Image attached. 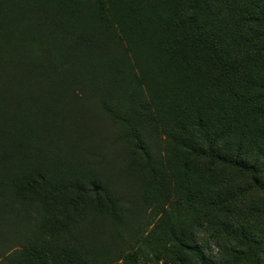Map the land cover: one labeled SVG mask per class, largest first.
Listing matches in <instances>:
<instances>
[{
	"label": "trees",
	"instance_id": "obj_1",
	"mask_svg": "<svg viewBox=\"0 0 264 264\" xmlns=\"http://www.w3.org/2000/svg\"><path fill=\"white\" fill-rule=\"evenodd\" d=\"M78 1L0 0V209L5 198L56 207L62 197L76 214H69L67 203L49 209L45 225L54 234L71 231L56 218L62 214L73 225L88 193L109 199L112 218L117 203L128 213L124 197L116 195L121 186L114 169L129 158L153 161L143 124L156 116L143 83L157 84L170 67L199 65L200 54L211 82L200 98L172 102L171 115H179L184 129L173 136L187 155L248 172L264 191L257 177L264 171V0H165V28L136 41L130 33L151 14L134 0L126 6ZM156 91L152 98H162L163 90ZM125 143L134 147L128 144L126 155ZM251 148L256 156H249ZM98 162L106 165L102 178L82 171ZM174 239L179 251L211 264L199 245ZM12 257L0 247V264H86L74 250L48 243L27 248L23 262ZM127 259L137 261L134 254Z\"/></svg>",
	"mask_w": 264,
	"mask_h": 264
},
{
	"label": "rangeland",
	"instance_id": "obj_2",
	"mask_svg": "<svg viewBox=\"0 0 264 264\" xmlns=\"http://www.w3.org/2000/svg\"><path fill=\"white\" fill-rule=\"evenodd\" d=\"M164 1L134 0L139 11L151 17L134 29L130 38L136 41L142 36L151 40L159 29L165 28ZM195 1L187 0L193 5ZM120 3L126 6L127 1ZM84 5L88 13L93 11L91 2L85 1ZM127 53L131 58L132 53ZM198 59L199 65L191 61L185 70L170 67V73L156 78L157 84L152 80L143 83L156 116L152 124H143L153 161L129 158L114 169L121 186L116 195L124 197L129 212L121 211L117 203L112 218L109 199L104 194L96 197L88 193L78 202V219L73 225L62 214L56 218L57 223H63L71 231L54 234L45 225L48 210L67 203L69 214H76L67 200L61 197V202L51 207L42 200H28L22 206L5 198L0 209V247H5L13 260L23 262L27 248L48 243L54 250H74L86 264H202L197 254L177 249L174 237L180 236L186 243L199 245L211 264H264V191L254 186L248 172L211 163L206 156L187 155L173 136L180 137L184 129L177 125L179 115L174 111L175 118L171 115L172 102L200 98L211 82L202 67V54ZM146 74L152 79L149 71ZM177 83L180 88L173 95ZM158 88L163 90V96L153 99ZM254 92L258 93L255 86ZM226 142L223 140V144ZM128 144H124L127 152L124 155L128 154L129 145L134 149ZM250 152V157L257 155L252 148ZM98 163L93 167L84 164L82 171L92 170L102 178L106 165ZM257 177L264 181V171ZM95 232L97 237L92 235ZM133 254L137 261L129 262L127 257Z\"/></svg>",
	"mask_w": 264,
	"mask_h": 264
}]
</instances>
